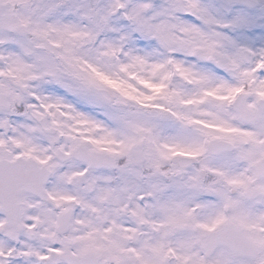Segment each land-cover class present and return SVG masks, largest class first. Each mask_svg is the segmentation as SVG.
Returning a JSON list of instances; mask_svg holds the SVG:
<instances>
[{"label":"snow or ice","instance_id":"1","mask_svg":"<svg viewBox=\"0 0 264 264\" xmlns=\"http://www.w3.org/2000/svg\"><path fill=\"white\" fill-rule=\"evenodd\" d=\"M0 264H264V0H0Z\"/></svg>","mask_w":264,"mask_h":264}]
</instances>
